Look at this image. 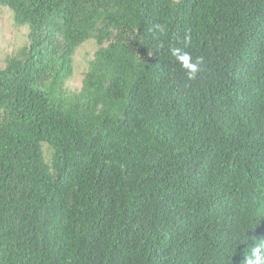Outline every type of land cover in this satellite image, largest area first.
Returning a JSON list of instances; mask_svg holds the SVG:
<instances>
[{
  "label": "trees",
  "instance_id": "obj_1",
  "mask_svg": "<svg viewBox=\"0 0 264 264\" xmlns=\"http://www.w3.org/2000/svg\"><path fill=\"white\" fill-rule=\"evenodd\" d=\"M0 5L28 28L0 67V264H243L264 237V0ZM172 49L203 58L194 79Z\"/></svg>",
  "mask_w": 264,
  "mask_h": 264
},
{
  "label": "rangeland",
  "instance_id": "obj_2",
  "mask_svg": "<svg viewBox=\"0 0 264 264\" xmlns=\"http://www.w3.org/2000/svg\"><path fill=\"white\" fill-rule=\"evenodd\" d=\"M28 28L14 23L12 12L6 6L0 5V67L5 65L6 57L14 53L27 42ZM97 45L93 39L83 42L75 51L73 57V73L66 81L70 91H77L82 84L84 73L89 61L93 58ZM46 160L50 159V150L43 144Z\"/></svg>",
  "mask_w": 264,
  "mask_h": 264
},
{
  "label": "clouds",
  "instance_id": "obj_3",
  "mask_svg": "<svg viewBox=\"0 0 264 264\" xmlns=\"http://www.w3.org/2000/svg\"><path fill=\"white\" fill-rule=\"evenodd\" d=\"M157 29L162 31L159 25H157ZM190 39V36H185L186 43L189 42ZM172 55H174L181 63L188 78L194 79L199 71V65L202 63L203 58L198 57L193 60L189 53L184 52L181 49H172ZM243 264H264V237L256 238L254 240L249 251L246 252Z\"/></svg>",
  "mask_w": 264,
  "mask_h": 264
}]
</instances>
